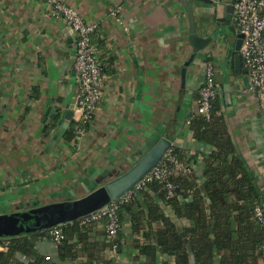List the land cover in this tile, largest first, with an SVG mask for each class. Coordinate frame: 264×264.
Here are the masks:
<instances>
[{"label": "crops", "instance_id": "crops-1", "mask_svg": "<svg viewBox=\"0 0 264 264\" xmlns=\"http://www.w3.org/2000/svg\"><path fill=\"white\" fill-rule=\"evenodd\" d=\"M63 1L85 21L99 22L92 41L105 65L103 96L83 135L70 144L61 137L47 151L66 112L71 109L76 121L82 113L75 108L76 37L64 18L51 14L48 0H0V213L71 199L73 192L81 197L92 181L103 184L127 170L160 137L191 152L208 151L188 128L208 59L229 130L264 187V118L244 82L242 58L236 66L234 16L231 25L217 21L230 0H190L197 35L215 38L188 65L193 46L180 0ZM125 231L130 245L131 230ZM37 250L53 262L78 264L60 260L51 239H40ZM17 257L29 261L24 254ZM122 259L132 264L133 255Z\"/></svg>", "mask_w": 264, "mask_h": 264}, {"label": "trees", "instance_id": "trees-1", "mask_svg": "<svg viewBox=\"0 0 264 264\" xmlns=\"http://www.w3.org/2000/svg\"><path fill=\"white\" fill-rule=\"evenodd\" d=\"M92 122L72 119L63 141H76L77 128L87 131ZM188 128L196 143L210 149L191 152L171 145L172 154L188 168L167 178L173 185L172 194L167 180L147 182L118 206L122 228L112 240L108 239L106 216L63 224L60 260L125 264L123 255L130 253L132 264H264V222L255 216L256 206L264 215V187L260 173L249 164L229 130L220 94L208 117L197 110L190 115ZM51 129L45 126L46 136ZM125 228L131 230L130 245ZM43 238L53 240L48 229L7 238L5 249L0 248V264H50L51 258L37 250ZM113 248L114 257L107 252ZM20 253L29 261H20Z\"/></svg>", "mask_w": 264, "mask_h": 264}, {"label": "built area", "instance_id": "built-area-1", "mask_svg": "<svg viewBox=\"0 0 264 264\" xmlns=\"http://www.w3.org/2000/svg\"><path fill=\"white\" fill-rule=\"evenodd\" d=\"M50 12L54 16L64 18L70 26V32L76 37L74 67L77 71L80 85L77 92L75 108L81 110L78 121L85 124L94 121L98 106L103 96V84L105 75L104 63L100 56L98 47L92 41V34L98 28L99 22L85 21L78 10L65 3L63 0H48ZM234 22L238 33L243 34L239 53L249 78V88L255 93L261 114L264 118V0H236L234 4ZM220 94V89L215 80V65L213 60L208 59L205 65V78L199 90L197 99V112L208 117L213 100ZM189 123V119H188ZM78 137L85 133L81 126L77 128ZM168 161L172 165H168ZM188 168L178 160L169 148L161 162L155 166L133 189L129 190L119 198L112 200L103 207L91 213L88 217L79 219L95 220L103 216L108 218V239L112 240L122 228L118 216V206L138 193L145 184L153 179L167 180L172 194V183L168 181L170 174L177 171H186ZM255 216L264 222L262 208L256 206ZM65 224V223H64ZM62 225L58 224L49 228L54 243L58 246L63 238ZM0 247L8 243L7 238L0 239ZM109 256L116 255L115 248L107 251ZM48 258H50L48 256ZM50 264H59L51 261Z\"/></svg>", "mask_w": 264, "mask_h": 264}, {"label": "water", "instance_id": "water-1", "mask_svg": "<svg viewBox=\"0 0 264 264\" xmlns=\"http://www.w3.org/2000/svg\"><path fill=\"white\" fill-rule=\"evenodd\" d=\"M183 4L189 19L190 36L189 40L193 46V53L187 62V65L197 55L199 51L204 49L214 38L198 36L195 28V18L190 0H180ZM207 3L216 4L217 0H203ZM222 1V0H218ZM236 0H230L226 6V15L224 18H217V21H226L231 25L230 21L234 15V4ZM231 31L235 32L233 26ZM218 33V32H217ZM243 34L237 33L235 42V50L238 52L235 56L236 66L239 68L241 64V55L239 53ZM243 77L246 86L249 85L247 70H243ZM229 91V88L227 89ZM227 99L230 98L227 93ZM73 111L69 109L53 133L46 150H50L60 140L66 128L69 127ZM171 141L166 137H160L153 142L148 150L143 153L137 160H131L132 165L124 172L106 180L103 184L94 180L93 188H87V192L77 197L73 192V198L63 201H53L41 204L40 201L34 203L33 206L0 213V239L10 238L17 235L28 234L38 230H46L58 224L68 223L88 217L97 209L108 204L133 189V187L143 179L155 166H157L164 158L165 153L171 147Z\"/></svg>", "mask_w": 264, "mask_h": 264}]
</instances>
